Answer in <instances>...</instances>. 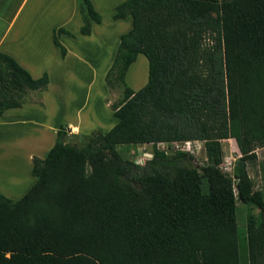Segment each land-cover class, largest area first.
Here are the masks:
<instances>
[{"label": "trees", "instance_id": "obj_1", "mask_svg": "<svg viewBox=\"0 0 264 264\" xmlns=\"http://www.w3.org/2000/svg\"><path fill=\"white\" fill-rule=\"evenodd\" d=\"M77 9L88 35L101 14L91 0ZM112 17L131 19L103 77L121 90L116 122L80 146L58 125L29 189L0 194V264H264V189L247 173L264 146V0H124ZM138 53L147 74L134 90L124 77ZM47 80L0 51V116ZM227 138L231 175L219 168ZM183 140L202 141L206 163L187 166L181 149L134 163L117 148ZM237 200L256 209L244 231Z\"/></svg>", "mask_w": 264, "mask_h": 264}, {"label": "crops", "instance_id": "obj_2", "mask_svg": "<svg viewBox=\"0 0 264 264\" xmlns=\"http://www.w3.org/2000/svg\"><path fill=\"white\" fill-rule=\"evenodd\" d=\"M122 1L91 0L101 21L92 24L88 35H80L82 20L77 0H0V51L11 55L31 77L37 78L43 72L48 77L46 89L38 97L7 108L0 116V194L12 198L16 187L25 190L21 195L29 189L35 178L24 174L23 181L16 162L21 160L31 167L33 157L43 158L56 139L58 125L68 127L71 135L78 137L93 128L104 132L116 122L113 110L104 102L103 77L114 59L120 34L131 27V19L115 20L124 21V27L112 35L108 47L103 22L111 20ZM56 27H64L70 33L58 35V41L66 48L64 56L52 41ZM82 76L84 96L76 101L73 95L77 78ZM74 107L73 121L51 125L50 118L58 115V119L66 121L65 112L68 114ZM4 179L7 180L2 182Z\"/></svg>", "mask_w": 264, "mask_h": 264}, {"label": "rangeland", "instance_id": "obj_3", "mask_svg": "<svg viewBox=\"0 0 264 264\" xmlns=\"http://www.w3.org/2000/svg\"><path fill=\"white\" fill-rule=\"evenodd\" d=\"M111 20H105L103 22V27L106 26V29L104 30V33L107 32L106 38V47L110 46L111 43H109V39L119 31L118 29H121L124 27V21H115L111 16ZM113 21V22H112ZM111 23V24H110ZM110 25V29L108 31L107 26ZM107 70V69H106ZM147 74V59L146 56L143 53H139L135 61L131 64V66L128 69V72L125 73L124 81L128 87H131L132 89H138L140 86L144 83V80L146 78ZM88 75V74H87ZM86 75V76H87ZM84 76L81 78H77L76 83V93H74L73 97L77 100H82L84 96ZM104 87L106 88L105 93V103H108V108L112 109L111 103L118 102V100L121 98V90L119 89H113V87H109L104 83ZM31 94V93H30ZM32 97H38L37 93H33ZM64 110V109H61ZM65 111V110H64ZM75 107L70 110V112L67 114H64L63 118H66V121L64 119L57 118H50V120H53L51 122V125H54L55 122L59 123L63 120V123L66 124L67 120L73 121V117L76 116L75 114ZM58 112V110H57ZM85 111L83 112V114ZM102 118L104 116H101ZM103 121V120H102ZM101 130L102 128L99 127ZM64 130L66 132V136L64 137L66 141H68L71 144H75L77 146H80L84 144L88 138V136L91 134L92 131H95L94 128L87 131V129L84 131H87V133H81L78 137H74L71 135L72 133L69 131L68 127L64 126ZM102 132V131H101ZM120 154L133 161L134 163H141L145 160L146 157H149V154H156V155H166L172 151L177 150H185L188 153L192 155L191 159L186 160L185 164L190 167H199L206 163V155L204 150V143L200 140H190V143L180 142L179 144L177 142H162V143H156V142H149V143H138L136 145H120L117 147ZM222 152H223V161L220 165V170L224 174H230L231 169V163H233L234 159L239 155V150L237 147V144L233 138H227L222 141ZM257 159L253 163H250L247 165V173L250 175V177L253 180L254 187L256 189H264V146L258 147L255 150ZM17 165L20 166L21 171V177L22 180L25 181L26 178H24V174L30 175L29 173V165L25 164L24 161L18 160ZM18 166V168H19ZM7 179L2 180L4 182ZM12 189V188H11ZM16 189V190H15ZM14 191V194L12 195V198H19L21 195L20 193L22 191H25L21 189V186L16 187ZM256 209L254 206L246 205L240 200H237V207H236V218L237 222L240 228V231L245 230L246 226V217L248 214H255Z\"/></svg>", "mask_w": 264, "mask_h": 264}, {"label": "built area", "instance_id": "obj_4", "mask_svg": "<svg viewBox=\"0 0 264 264\" xmlns=\"http://www.w3.org/2000/svg\"><path fill=\"white\" fill-rule=\"evenodd\" d=\"M176 142H177L178 144H179L180 142H185V143L188 144V143H190V140H183V141H180V142H179V141H176ZM220 165H221V163H220ZM219 167H220V166H219Z\"/></svg>", "mask_w": 264, "mask_h": 264}, {"label": "water", "instance_id": "obj_5", "mask_svg": "<svg viewBox=\"0 0 264 264\" xmlns=\"http://www.w3.org/2000/svg\"><path fill=\"white\" fill-rule=\"evenodd\" d=\"M150 156L152 155V154H149Z\"/></svg>", "mask_w": 264, "mask_h": 264}]
</instances>
